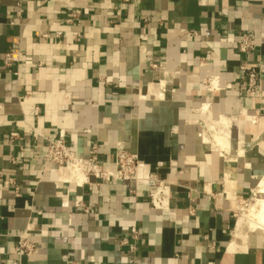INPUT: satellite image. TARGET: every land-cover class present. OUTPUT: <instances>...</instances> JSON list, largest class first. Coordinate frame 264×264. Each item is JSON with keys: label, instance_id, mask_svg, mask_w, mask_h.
<instances>
[{"label": "crops", "instance_id": "1", "mask_svg": "<svg viewBox=\"0 0 264 264\" xmlns=\"http://www.w3.org/2000/svg\"><path fill=\"white\" fill-rule=\"evenodd\" d=\"M242 32L259 39L249 55ZM248 63L264 91V0H0V264L24 233L40 244L22 264H264V231L238 223L264 199ZM208 117L227 123V152L205 142ZM62 134L82 159L97 145L107 171L135 155L137 180L69 181L46 162Z\"/></svg>", "mask_w": 264, "mask_h": 264}, {"label": "built area", "instance_id": "2", "mask_svg": "<svg viewBox=\"0 0 264 264\" xmlns=\"http://www.w3.org/2000/svg\"><path fill=\"white\" fill-rule=\"evenodd\" d=\"M76 16H77V12ZM189 35L196 36L195 32H190ZM259 39L254 33L242 32L240 34L238 50L243 55H249L258 45ZM22 53L13 49L7 52L3 58V65L6 68H13L21 62ZM153 68H157L156 65H152ZM241 72L244 75V93L248 95H253L257 99H262L264 91L261 86L260 73L257 67L251 63L242 65L240 67ZM207 89L209 91L216 90L211 78L207 79ZM15 137L16 135H12ZM46 162L55 164L59 167L65 168L67 171L71 167H76L80 173H82L85 178L82 184L85 182L91 183V180L96 182H104L111 180L127 181V180H137V170L140 166V162L135 155H131L126 151L120 149L116 153L115 157V170L107 171L104 170L99 163L98 159V146L94 145L91 149V157L89 159H82L77 155L74 149L68 145L65 135H60L58 139H46ZM77 185H82L78 181L73 180ZM147 183L149 186L156 187L155 180L150 177L147 178ZM158 197L156 203V197L153 193L151 194V199L153 206L155 208H164V197L161 194ZM77 207H83L81 202H77ZM133 238L138 237L137 231L132 230ZM39 242L32 241L28 233H24L18 236V245L13 249L14 260L11 264H22V259L24 257L35 256L39 250ZM130 252H135V247L130 245ZM76 264V263H71Z\"/></svg>", "mask_w": 264, "mask_h": 264}, {"label": "bare ground", "instance_id": "3", "mask_svg": "<svg viewBox=\"0 0 264 264\" xmlns=\"http://www.w3.org/2000/svg\"><path fill=\"white\" fill-rule=\"evenodd\" d=\"M208 118H207L208 120L205 122V127H206V132H207V134L205 136V142L212 143L214 145V148H217L222 152L226 151L228 149L227 127H226L227 123H226V125L225 124H219V123L212 121L210 117H208ZM214 138H215V141H214ZM210 139H213V141H210ZM141 167H142V165L140 164V166L137 170V175H138V172H139ZM67 172H68V176L70 178L69 181L76 180L80 184L83 183L85 176L82 173H80V171L75 166L71 167L70 170ZM70 174H71V176H70ZM258 189H259V192L264 193V180L262 181V183L260 184V187ZM162 193H164V192L161 190L160 192H156L154 194L155 196L157 195L156 203H158L157 202L158 197H161L160 195ZM252 220H256V222L252 221ZM250 222L253 223L252 225L255 227V229H262L264 231V199H257L255 202L252 203V205H249L245 209H241L240 216L238 219V223H239L240 227L243 226L244 224H251ZM257 222H258V224H257ZM252 225H250V227H253Z\"/></svg>", "mask_w": 264, "mask_h": 264}, {"label": "rangeland", "instance_id": "4", "mask_svg": "<svg viewBox=\"0 0 264 264\" xmlns=\"http://www.w3.org/2000/svg\"><path fill=\"white\" fill-rule=\"evenodd\" d=\"M252 203L253 202H250V203H246V204H243V205H241V206H239V215H238V218H239V216H240V212H241V209H245V208H247L249 205H252ZM252 221H255L256 222V220H252ZM251 224H249V225H252L253 223L252 222H250ZM257 224H258V222H257ZM256 225V224H255ZM253 226V225H252ZM251 228H253V229H255V227L253 226V227H251Z\"/></svg>", "mask_w": 264, "mask_h": 264}]
</instances>
